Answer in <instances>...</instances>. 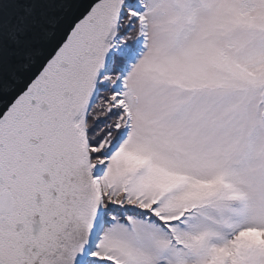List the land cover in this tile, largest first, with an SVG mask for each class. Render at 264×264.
Masks as SVG:
<instances>
[{
    "label": "snow or ice",
    "instance_id": "obj_1",
    "mask_svg": "<svg viewBox=\"0 0 264 264\" xmlns=\"http://www.w3.org/2000/svg\"><path fill=\"white\" fill-rule=\"evenodd\" d=\"M0 57V264H264V0H2Z\"/></svg>",
    "mask_w": 264,
    "mask_h": 264
},
{
    "label": "water",
    "instance_id": "obj_2",
    "mask_svg": "<svg viewBox=\"0 0 264 264\" xmlns=\"http://www.w3.org/2000/svg\"><path fill=\"white\" fill-rule=\"evenodd\" d=\"M0 2H2V0H0ZM70 2L75 3L76 0H70ZM41 67H42V64H41ZM37 71H38V69H37ZM35 74H36V73L33 72V73H32V76H31V77H28L26 73H18V75L25 76L28 82H30V78H33ZM6 80H8L9 82H12V81L10 80V78L8 77L7 73L5 72L3 59H2V57H0V99H3L4 96H5V94H4V92H3V87H4V83H5ZM24 86H26V83H25ZM17 87H18L21 91L23 90V87H21L20 85H17ZM15 94H18V93H13V94H12L13 97H14ZM9 102H10V101H9Z\"/></svg>",
    "mask_w": 264,
    "mask_h": 264
}]
</instances>
